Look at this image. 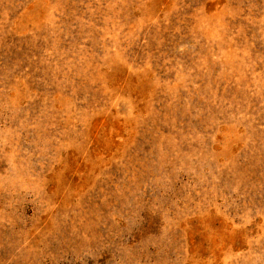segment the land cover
Masks as SVG:
<instances>
[{
    "label": "rangeland",
    "instance_id": "rangeland-1",
    "mask_svg": "<svg viewBox=\"0 0 264 264\" xmlns=\"http://www.w3.org/2000/svg\"><path fill=\"white\" fill-rule=\"evenodd\" d=\"M0 264H264V0H0Z\"/></svg>",
    "mask_w": 264,
    "mask_h": 264
}]
</instances>
